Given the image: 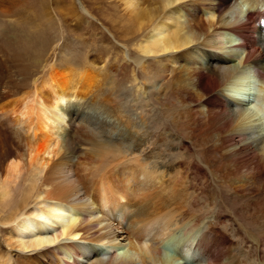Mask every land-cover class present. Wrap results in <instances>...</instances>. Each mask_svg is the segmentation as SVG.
Returning <instances> with one entry per match:
<instances>
[{
  "label": "bare ground",
  "instance_id": "obj_1",
  "mask_svg": "<svg viewBox=\"0 0 264 264\" xmlns=\"http://www.w3.org/2000/svg\"><path fill=\"white\" fill-rule=\"evenodd\" d=\"M112 2L134 26L133 82L163 81L151 123L100 98L94 61L31 75L29 37L0 45V207L6 241L33 252L0 264H264V0ZM156 139L201 162L186 193L220 199L189 211L168 196Z\"/></svg>",
  "mask_w": 264,
  "mask_h": 264
},
{
  "label": "rangeland",
  "instance_id": "obj_2",
  "mask_svg": "<svg viewBox=\"0 0 264 264\" xmlns=\"http://www.w3.org/2000/svg\"><path fill=\"white\" fill-rule=\"evenodd\" d=\"M146 4L147 2L143 5ZM242 9L245 7L243 6ZM254 18L255 16L248 19L249 25ZM133 27V23L123 17L120 8L112 0H0V45L8 47L5 46L7 39L16 35L25 36L24 38L29 37L27 42H29L28 52L31 57L28 62L30 65L28 73L31 75L38 74L40 71L45 73L49 64L60 65L69 62L68 64L72 68H76L85 61H94L95 70L100 68L99 73H103L97 92L100 98L117 106H120L121 99L127 98L130 106L132 105L128 109L129 114L133 118L141 116L143 121L151 123L156 117L154 113L158 107L154 94L163 85V81L156 79L157 77L152 74L150 80L156 77L155 80L153 79L144 86L133 82V76L142 82L145 77L144 72H141L132 61L136 55L134 50L137 42L133 39ZM249 32L250 30L248 34ZM15 33L17 34L15 35ZM123 44L130 49L129 52H132L131 55L129 54L132 62L130 60L123 62V59H128H126L128 53L127 56L126 54L123 56L121 53ZM6 50L8 49L6 48ZM144 61L150 65L148 68L154 73L156 65L153 61L156 62V60L147 58ZM6 71H8L6 82L21 79V75L15 69L9 68ZM3 86L5 88L2 89L6 90L7 84H3ZM163 142L164 140L156 139L155 146L158 149L155 150V153L160 157L165 156L166 160L171 162L173 170L169 176L172 180L177 181V192L168 191L167 195L170 197L173 195L175 202L186 207V210L189 211H197L199 207H205L219 200V190H215L213 186H210L214 192L213 197L207 202L196 194L191 197V189H188L186 193V186L200 187L201 173L195 171L193 167L201 165V162L193 153H188L187 149L178 148V146L163 147ZM186 169L187 172H190L188 179H186ZM232 203L230 200L229 203L227 202V210L231 209L238 213L239 211ZM245 216L242 212L238 213L243 224L248 220V217ZM4 217L5 213L1 211L0 207V259H5V256H9L11 259L17 257L21 259L33 255V252L26 250L19 253L17 248L11 244L13 240L10 241V244L9 241H6L10 225L5 224ZM230 223L231 221L227 222V226ZM168 249L170 254H177L178 250L173 246Z\"/></svg>",
  "mask_w": 264,
  "mask_h": 264
}]
</instances>
